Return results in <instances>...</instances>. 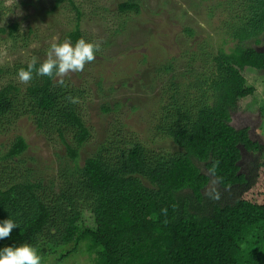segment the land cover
Wrapping results in <instances>:
<instances>
[{
    "label": "trees",
    "instance_id": "1",
    "mask_svg": "<svg viewBox=\"0 0 264 264\" xmlns=\"http://www.w3.org/2000/svg\"><path fill=\"white\" fill-rule=\"evenodd\" d=\"M209 8V19L222 15L219 29L235 47L214 53L197 41L185 72L176 74L177 58L161 65L143 137L115 121L84 154L94 134L82 89L33 73L0 90V136L7 139L0 145V220L19 225L0 247L30 243L51 256L71 246L65 259L81 244L94 264H264V160L253 178L239 165L243 149L263 152L264 141L233 120L239 100L255 93L244 73L264 74V53L246 46L263 43L264 0H214ZM119 10L139 14L140 5L129 0ZM19 29L0 33L15 37ZM68 37L84 38L79 24ZM21 67L27 64L15 67L16 78ZM22 119L66 148L54 174L35 170L28 138L12 134ZM85 212L94 229L81 228Z\"/></svg>",
    "mask_w": 264,
    "mask_h": 264
},
{
    "label": "rangeland",
    "instance_id": "2",
    "mask_svg": "<svg viewBox=\"0 0 264 264\" xmlns=\"http://www.w3.org/2000/svg\"><path fill=\"white\" fill-rule=\"evenodd\" d=\"M72 1L76 7L68 0L61 3L59 0H0V29L8 30L14 24L20 26L15 37L8 32L0 33V67L6 71L0 77V90L18 79L12 75L17 65L28 64L33 57L38 62L46 60L50 45L69 39L68 34L79 24L85 40L100 44V49L96 59L86 63L83 71L69 72L57 80L85 92L80 104L94 138L84 154L95 151L115 121L128 124L129 131L139 132L140 137L149 134L151 125L144 117L151 108L149 103L158 84L154 78L161 65L177 58L176 74L185 72L190 49L197 41L205 40L214 53L219 49L229 52L236 45L227 43L222 36L219 29L222 15L208 17L214 0H135L140 5L139 14L120 12L119 6L129 0ZM186 29L194 30L195 36L190 37ZM246 46L257 47L253 42ZM244 76L247 87L254 88L255 93L239 100L233 115L234 126L251 128L252 138L264 141V74L249 69ZM116 103L122 104L117 113L104 112L105 105L113 108ZM12 134L28 138L31 146L28 154L35 158L34 168L38 172L54 174L60 158L67 157L66 148L57 137H45L27 119H22ZM6 140L5 135L0 136V145ZM242 155L241 173L256 177L264 151L249 153L243 149ZM48 167L51 169H46ZM216 189L211 185L210 190ZM80 226L95 228L91 213H84ZM70 247L62 248L55 255H40L42 264H94L93 257L81 252V244L69 257L61 259L62 253Z\"/></svg>",
    "mask_w": 264,
    "mask_h": 264
},
{
    "label": "clouds",
    "instance_id": "3",
    "mask_svg": "<svg viewBox=\"0 0 264 264\" xmlns=\"http://www.w3.org/2000/svg\"><path fill=\"white\" fill-rule=\"evenodd\" d=\"M99 49L100 44L88 42L84 38L78 39L75 43L70 39L52 43L46 53L47 59L38 63L37 58L33 57L27 68L18 69V79L27 83L33 78V73L54 78L62 77L69 72L83 71L86 63L96 59ZM18 227L19 225L10 217L0 220V240L9 237L12 230ZM0 264H42V257L38 249L30 243L11 244L0 247Z\"/></svg>",
    "mask_w": 264,
    "mask_h": 264
},
{
    "label": "water",
    "instance_id": "4",
    "mask_svg": "<svg viewBox=\"0 0 264 264\" xmlns=\"http://www.w3.org/2000/svg\"><path fill=\"white\" fill-rule=\"evenodd\" d=\"M263 45H260V46H257L255 48V50L258 52V53H264V42L262 43ZM240 165V164H239Z\"/></svg>",
    "mask_w": 264,
    "mask_h": 264
},
{
    "label": "flooded vegetation",
    "instance_id": "5",
    "mask_svg": "<svg viewBox=\"0 0 264 264\" xmlns=\"http://www.w3.org/2000/svg\"><path fill=\"white\" fill-rule=\"evenodd\" d=\"M263 42H264V37H263ZM263 45V44H262Z\"/></svg>",
    "mask_w": 264,
    "mask_h": 264
}]
</instances>
